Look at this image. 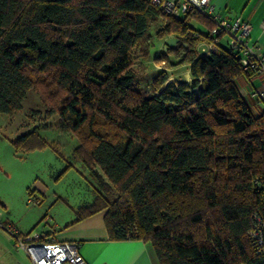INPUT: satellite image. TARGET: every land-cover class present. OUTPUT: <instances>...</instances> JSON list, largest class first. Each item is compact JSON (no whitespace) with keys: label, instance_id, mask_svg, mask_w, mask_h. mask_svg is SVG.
<instances>
[{"label":"trees","instance_id":"16d2710c","mask_svg":"<svg viewBox=\"0 0 264 264\" xmlns=\"http://www.w3.org/2000/svg\"><path fill=\"white\" fill-rule=\"evenodd\" d=\"M158 17L154 37L173 33L178 47L154 61L187 65L190 82L165 85L161 72L144 98L133 54L147 56ZM214 27L148 0H0V114L35 91L98 188L76 221L103 213L109 239L150 243L159 264H264L248 237L253 216L264 220V114L236 87L250 75L239 54L219 44L197 56ZM10 143L16 155L47 146L34 131Z\"/></svg>","mask_w":264,"mask_h":264},{"label":"rangeland","instance_id":"374dc122","mask_svg":"<svg viewBox=\"0 0 264 264\" xmlns=\"http://www.w3.org/2000/svg\"><path fill=\"white\" fill-rule=\"evenodd\" d=\"M188 23L196 28L199 22L191 19ZM162 28L163 22L158 17L149 26L148 32L153 38L147 56L133 54L134 90L144 98L153 95L152 84L161 72L168 77L165 85L190 82L187 65L167 68L164 63L154 61L165 42L176 38L173 33L155 38ZM177 47L178 42L167 49V54L173 56ZM58 122L57 116L46 115V109L33 90L27 93L19 111L11 116L0 114V143L6 147V150L0 149V232L9 245L14 243L4 230L9 224L21 235L32 231L61 233L70 230L83 221H76L78 207L91 204L98 189L88 170L72 157L78 146L77 138L61 133ZM32 131L46 142L45 148L16 155L10 142L4 141ZM16 254L21 264H30L22 251Z\"/></svg>","mask_w":264,"mask_h":264},{"label":"crops","instance_id":"0c3cea01","mask_svg":"<svg viewBox=\"0 0 264 264\" xmlns=\"http://www.w3.org/2000/svg\"><path fill=\"white\" fill-rule=\"evenodd\" d=\"M210 4L221 17L230 20L240 17L249 22L251 25L250 44L264 54V0H210ZM196 26V30L203 34L208 33V30L205 31L201 24L197 23ZM225 43L226 38H222L220 44L225 45ZM235 84L251 112L255 116L264 114V99H261L255 92L256 88L264 89V74H257L251 79L246 75L239 76ZM13 140L4 141L7 143ZM0 149L6 150L5 145L0 143ZM6 226L15 229L13 225ZM42 233L55 241L78 242L79 254L87 264H159L150 243L139 240L109 239L103 213L86 218L66 232L56 233L52 230ZM3 237L0 232V264H21L16 254L21 250H16L12 246L13 242L9 245ZM8 241L11 242V240Z\"/></svg>","mask_w":264,"mask_h":264},{"label":"built area","instance_id":"2783aa9c","mask_svg":"<svg viewBox=\"0 0 264 264\" xmlns=\"http://www.w3.org/2000/svg\"><path fill=\"white\" fill-rule=\"evenodd\" d=\"M164 15L180 19L188 14H198L214 24L210 39L196 45L197 56H209L217 52L222 38L225 47L232 54H239L242 70L249 73V79L264 74V54L250 44L251 25L237 17L233 20L221 17L210 0H148ZM197 37V34L194 33ZM264 99V89L255 90ZM5 230L14 239V248L23 251L31 264H87L79 254V243L74 241H55L42 232L32 231L21 235L11 226ZM248 237L255 247L256 255H264V220L254 215ZM131 238V235H126ZM130 240V239H129Z\"/></svg>","mask_w":264,"mask_h":264},{"label":"water","instance_id":"95a60500","mask_svg":"<svg viewBox=\"0 0 264 264\" xmlns=\"http://www.w3.org/2000/svg\"><path fill=\"white\" fill-rule=\"evenodd\" d=\"M177 42H178L177 38H169L164 44L163 51L166 52L168 48L174 46V44Z\"/></svg>","mask_w":264,"mask_h":264}]
</instances>
